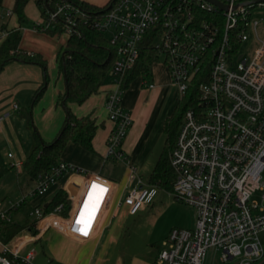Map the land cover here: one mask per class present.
Listing matches in <instances>:
<instances>
[{
  "label": "built area",
  "instance_id": "obj_1",
  "mask_svg": "<svg viewBox=\"0 0 264 264\" xmlns=\"http://www.w3.org/2000/svg\"><path fill=\"white\" fill-rule=\"evenodd\" d=\"M215 1L224 8L205 0H114L98 16L63 1L32 27L45 33L61 26L66 35L79 36L78 28L88 26L106 36L115 59L105 99L112 129L103 159L125 164L129 182L136 171L122 148L132 124L121 104L123 82L136 66L145 38H150L151 47L163 56L162 67L178 91V101L190 103L183 113L169 165L174 174L171 194L193 210L194 226L172 229L161 242L155 264H203L211 247L221 251L223 263L236 259L235 264H254L264 259L260 240L264 234V39L257 34L258 21L251 16V9L264 3ZM9 32L0 26V42ZM251 34L256 48L250 54L240 53ZM142 84L147 89L154 87L145 78ZM2 120L0 116V124ZM21 166V162L10 164L12 168ZM65 174L82 177L75 193L68 195L66 214H62V205L48 213L41 204L31 206L25 216L30 224L27 229L7 242L0 234V264H33L36 254L31 246L40 239L42 221L46 229L78 241L89 240L98 232L115 193L114 185L63 161L39 174L33 181L34 189L19 202L0 210V224L14 223L11 211L26 200L43 197ZM157 192L156 186L143 184L138 178L127 189L121 205L133 216L150 205ZM255 193L260 194V207L251 201ZM87 195L90 204L79 220Z\"/></svg>",
  "mask_w": 264,
  "mask_h": 264
},
{
  "label": "crops",
  "instance_id": "obj_2",
  "mask_svg": "<svg viewBox=\"0 0 264 264\" xmlns=\"http://www.w3.org/2000/svg\"><path fill=\"white\" fill-rule=\"evenodd\" d=\"M12 1L14 2V0ZM80 1L101 7L109 0ZM32 2L33 1H30L26 4L24 8L25 20L21 24L18 23L17 18L12 14L6 17L7 12L11 13L13 3L10 6H5L4 0H2L0 4L1 28L5 27V31L16 30L19 32L20 41L18 48L20 51L39 54L46 60L49 78L42 99L35 106H32V97L43 82L42 69L35 64L11 62L0 71V116H3V120L0 124V147L1 144L6 141L11 151L6 155L8 160V171L0 176V184L3 182L5 183L2 185L4 191L0 196L1 211L8 210L11 205L19 202L28 193L21 192L18 185V176L21 173H25L23 170V162L34 142L33 130L28 126L26 118L23 117L24 113L30 115L33 126L38 131L40 137L46 142L54 138L60 130L64 120L63 111L55 105L58 91L63 90L61 79H57L55 58L59 49L65 43L66 36L64 41L61 42L60 36L51 37L46 33L34 31L32 27L33 24L39 20L40 11L35 6L34 2ZM139 78V82L137 81L134 85L133 82H131L124 90L121 102L122 107L130 114L132 119V124L127 131L122 148L130 164L135 168L136 176H139L137 171L146 167L153 158L152 151L159 138L163 136V123L171 115L178 102V91L172 84L163 67L160 71H151L149 80H151L154 85L152 89H147L143 86V78ZM109 89L110 86L108 82H106L99 92L92 95L85 103L79 106H70L71 112L76 117L91 115L92 118H94L97 129L91 142L93 151H84L78 144L69 142L62 151L60 159L67 164L81 168L103 180L112 182L116 193L117 184L107 176L108 172H106L108 169L107 164L115 162L104 161L103 159L106 139L112 129V124L108 121L105 110L106 93ZM14 106L17 108L14 109ZM8 154H11L12 157L9 158ZM12 162H21L22 166L20 168H12L10 167ZM120 164L124 172L128 173L129 171L126 165L123 163ZM81 182V176L65 174L57 180L43 197L30 200L27 204L29 206L35 204L45 205L59 190H64L67 196L73 195L77 189L76 187L80 186ZM131 185H134V181L128 182V185L124 189V193L127 192V189ZM114 195L103 217L98 232L91 239L78 241L62 234L65 239L76 242L77 245L85 251L86 256L84 257L85 260L83 264H104L109 262L107 259L108 257L114 255L113 250H115V242L121 233V221L120 219L114 221L115 215H112V222L109 220L108 223L105 224L108 219V213L110 212ZM120 200L116 205V209L121 208L124 213L128 215L126 208L121 205L122 200ZM85 201H87V205ZM89 204L90 196L87 195L83 201L77 219L80 220V218H82ZM13 211L11 212V217H13L14 223H23L26 221L25 215L27 213L25 211H21V213L24 212V214L17 213L16 215H18V217L13 215ZM39 226L43 228L41 232L42 235L48 228H45L44 221L40 222ZM164 239H162V241ZM40 240L41 236L37 242H40ZM95 249H97V252L94 253ZM159 250L160 247L157 248L152 246L151 248H146L144 253L138 255L131 252L129 245L126 244L123 245L119 254H116L117 256L113 260H110L109 264H155ZM257 263L264 264V259Z\"/></svg>",
  "mask_w": 264,
  "mask_h": 264
},
{
  "label": "trees",
  "instance_id": "obj_3",
  "mask_svg": "<svg viewBox=\"0 0 264 264\" xmlns=\"http://www.w3.org/2000/svg\"><path fill=\"white\" fill-rule=\"evenodd\" d=\"M30 1L34 2L42 18L46 11L54 10L56 5L63 1H69L83 11L98 16L104 13L114 0H109L101 7L80 0H14L11 14L17 18L19 24L25 20L24 8ZM1 2L2 0L0 4ZM78 30L79 36L66 35L61 26L45 32L51 37L66 36L65 43L55 58L57 79H61L63 84V90L58 91L55 105L63 111L64 120L54 138L46 142L33 126L30 115L24 113L23 117L33 130L34 138L33 145L23 162V170L31 181H34L39 174L48 172L51 167L61 161L62 151L69 142L78 144L84 151H93L91 142L97 129L94 118L91 115L76 117L71 112L70 106L82 105L99 92L108 81V73L115 59V53L103 34L91 30L88 26H80ZM19 41V32L10 30L5 39L0 42V71L11 62L39 66L43 72V82L32 97L31 104L35 106L42 99L49 82L47 62L39 54L20 51ZM150 43V38H145L136 66L124 77V90L137 77L150 78L152 66L158 61L159 56ZM189 105L186 99L178 101L171 115L163 123L162 152L148 178L149 185L156 186L158 190L169 193L172 191L174 174L169 165V155L173 149L183 113ZM58 205L63 206L62 214L65 215L69 208V199L64 190H59L47 204L43 205V209L46 213L52 212ZM29 225L27 220L23 223H1V237L7 242L22 230L27 229ZM32 233L35 231L33 230Z\"/></svg>",
  "mask_w": 264,
  "mask_h": 264
},
{
  "label": "rangeland",
  "instance_id": "obj_4",
  "mask_svg": "<svg viewBox=\"0 0 264 264\" xmlns=\"http://www.w3.org/2000/svg\"><path fill=\"white\" fill-rule=\"evenodd\" d=\"M12 3V0H4L5 6H10ZM251 16L253 20L258 21L257 34L261 39H264V6H254L251 9ZM104 37L106 36L104 35ZM64 39L65 35H61V42H63ZM255 48L256 43L254 42L253 34H251L248 41L240 47V53L250 54ZM162 62L163 56H159L158 61L152 66L153 72L160 71V69H162ZM139 79L140 78L137 77L135 80H133V85L137 81L139 82ZM147 81L151 82V80L149 79H147ZM163 143L164 135L159 138L156 146L154 147L152 151L153 158L151 159L149 164H147V166L142 170L137 171L139 176L134 177V184L137 182L138 178L142 180L143 184H149V175L154 168L157 158L162 152ZM8 152L11 151L8 148L6 141H4L0 147V176L1 174H4L8 171V160L6 156ZM108 164V169L106 171L108 172L107 176L115 181V183L117 184V190L114 195L110 212L108 213V219L106 220L105 224H107L109 220L112 222V215H115L114 221H116L117 219H120L121 221V233L119 234L118 239L115 242L116 246L115 250H113L114 255L112 254V258H107L109 262L119 254L123 245H129V249L131 250V252L139 255L140 253H144L146 248H151L152 246H155L157 248L160 247L161 249V241L170 230L193 228V210H191L183 203L175 200L171 193L161 190H158L150 205L144 206V208H142L137 214L133 216L126 215V213H124L123 209L121 208L116 209L117 203L120 199L122 200V198L126 194L124 193V189L128 185L130 174L129 172H124L119 162ZM262 179L264 181V171L262 173ZM4 184V182L0 184V196L4 191V187L2 186ZM18 185L20 187V191L25 193L30 192L35 187L34 183L29 180L25 173H21L18 176ZM259 195V193H255V195L251 198V201L257 202L258 206L260 207L262 203L260 201ZM27 202H29V200H27L21 207L22 210L26 213H28L31 209V205L29 206ZM21 208L13 211V215L15 216L17 213H21ZM22 213L24 214V212ZM15 217H18V215H16ZM260 240L264 248V234L260 235ZM31 247L34 248L36 254L33 264H83L85 260L84 257L86 256L85 251L82 250L76 242L65 239L61 233L57 232L53 228H48L46 231H44L41 235L40 242L34 243ZM95 252H97V249H95L94 253ZM109 262L104 264H109ZM235 263L236 259L228 263H223L221 259V251L213 247L206 250L203 260V264ZM254 264L260 263L256 262Z\"/></svg>",
  "mask_w": 264,
  "mask_h": 264
},
{
  "label": "water",
  "instance_id": "obj_5",
  "mask_svg": "<svg viewBox=\"0 0 264 264\" xmlns=\"http://www.w3.org/2000/svg\"><path fill=\"white\" fill-rule=\"evenodd\" d=\"M205 1H207V2H209V3H211V4H214V5H216L218 8H220V9H223L224 7L222 6V5H220L217 1H215V0H205ZM258 3H264V0H252V1H250V3H248V4H258ZM70 191V190H69Z\"/></svg>",
  "mask_w": 264,
  "mask_h": 264
},
{
  "label": "snow or ice",
  "instance_id": "obj_6",
  "mask_svg": "<svg viewBox=\"0 0 264 264\" xmlns=\"http://www.w3.org/2000/svg\"><path fill=\"white\" fill-rule=\"evenodd\" d=\"M97 187V185L93 184V188ZM89 195H91V193H89ZM85 204L87 205V201H85ZM77 223H80V221L78 220ZM82 234H87L86 231L82 230Z\"/></svg>",
  "mask_w": 264,
  "mask_h": 264
}]
</instances>
